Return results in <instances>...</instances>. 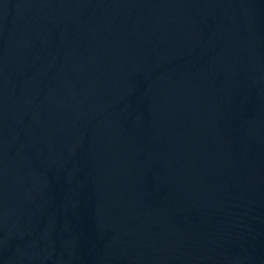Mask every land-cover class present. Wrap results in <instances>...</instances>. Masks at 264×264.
<instances>
[{"label":"water","instance_id":"water-1","mask_svg":"<svg viewBox=\"0 0 264 264\" xmlns=\"http://www.w3.org/2000/svg\"><path fill=\"white\" fill-rule=\"evenodd\" d=\"M0 264H264V0H0Z\"/></svg>","mask_w":264,"mask_h":264}]
</instances>
